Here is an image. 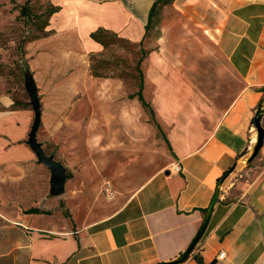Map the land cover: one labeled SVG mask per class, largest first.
I'll list each match as a JSON object with an SVG mask.
<instances>
[{
  "label": "crops",
  "instance_id": "crops-1",
  "mask_svg": "<svg viewBox=\"0 0 264 264\" xmlns=\"http://www.w3.org/2000/svg\"><path fill=\"white\" fill-rule=\"evenodd\" d=\"M51 1L59 9L48 34L28 41L25 56L41 103L37 138L69 174L66 213L27 211L40 207L36 166L47 180L49 172L20 143L30 110L0 112V264L171 260L196 235L223 172L251 145L264 100V0L162 8L175 14L145 57L143 95L167 140L131 96L137 86L90 71V54L103 51L90 33L104 27L139 42L154 0ZM246 173L221 190L203 236L177 264H199L195 254L205 264H264V142ZM105 182L114 186L108 197Z\"/></svg>",
  "mask_w": 264,
  "mask_h": 264
},
{
  "label": "rangeland",
  "instance_id": "rangeland-1",
  "mask_svg": "<svg viewBox=\"0 0 264 264\" xmlns=\"http://www.w3.org/2000/svg\"><path fill=\"white\" fill-rule=\"evenodd\" d=\"M50 4L51 0H0V112L7 114L12 110H30L31 116L28 117L26 123H22L26 128L23 136L24 141L20 143L24 142V144H27L26 139L34 117L30 96L26 90L27 78L30 76L31 70L25 56V45L29 37L43 33L41 25L48 16L47 12ZM23 6H26V14L21 12ZM174 14L173 11H168L164 14L160 12L157 20L158 24L151 29L148 39L143 44L144 47H154L159 24L163 19L170 18ZM141 56L142 51L138 43L117 41L109 44L102 52L101 57L108 61L105 71L112 75L121 76L128 84L136 86L139 80L136 64ZM145 57V55L142 56L140 61V68L143 72L145 71ZM14 100L28 102V105L26 107L15 106L13 105ZM43 147L48 154H53L59 160L52 145L43 143ZM32 154L31 160L39 164L35 153ZM245 156H247V153L241 155L233 164L231 170H228L221 178V190L227 186H233L235 180H243L248 176L246 171L253 166L256 157L250 163L239 167L241 160ZM46 170L49 172L48 180L43 177L39 167L36 166L34 170L36 178L35 202L42 210L66 213V201L63 198L68 185H66L65 191L61 195H50V170L47 167ZM229 178L231 180L225 184ZM112 185L105 182L102 186L103 193L107 197L113 194V188H109L110 186L114 187ZM18 202L21 206L25 203L24 200Z\"/></svg>",
  "mask_w": 264,
  "mask_h": 264
},
{
  "label": "water",
  "instance_id": "water-1",
  "mask_svg": "<svg viewBox=\"0 0 264 264\" xmlns=\"http://www.w3.org/2000/svg\"><path fill=\"white\" fill-rule=\"evenodd\" d=\"M26 90L30 96V103L34 110L33 122L30 131L28 132V138L26 139V143L35 153L37 161L39 163L44 164L50 170L51 173L50 181H49L50 195L58 196L65 191V184L69 174L67 172V168L65 167V165L60 160H57L53 154H48L43 147V142L39 141L37 138V132L41 122V103L37 92V87L31 73L30 76L27 78ZM263 116H264V101L257 107L254 113L253 123H254V128L256 129V140L254 143H251L248 149L245 164L250 163L256 157L260 148L263 145L264 142V126L262 124ZM229 170H231V168ZM166 173H168V171ZM220 193H221V188L219 186L215 190V193L206 210L204 219L196 235L194 236L190 244L187 246V248L183 250L178 256H176L171 260L161 261L153 264H177L179 262L186 260L191 255L196 244L203 236L208 226L214 205L218 197L220 196ZM215 262L216 260L211 262V264H214Z\"/></svg>",
  "mask_w": 264,
  "mask_h": 264
},
{
  "label": "trees",
  "instance_id": "trees-1",
  "mask_svg": "<svg viewBox=\"0 0 264 264\" xmlns=\"http://www.w3.org/2000/svg\"><path fill=\"white\" fill-rule=\"evenodd\" d=\"M172 1L173 0H154L153 4H152V6H151V8L149 10L148 20H147V23L145 25V33H144L143 39L140 40L139 42H135V43H138L140 45L141 51H142V56H144V55L146 56L147 53H149V51L152 49V47H149V48L144 47V45H143L144 42H145L144 40L148 39V36L150 35L151 29L153 27H155L156 24H158L157 20H158V18L160 16V12H161L162 8L165 5L171 3ZM25 7L26 6H23L22 11H21L24 14L27 13L25 11ZM58 9H59V6L55 5L51 1V4H50L48 12H47L48 16L43 20L42 25H41L43 33L41 35H38V36L29 37L27 39V42L28 41H32V40L37 39V38H40V37H43V36L48 34V30L46 28H47V26L49 24V19L51 18V16L56 11H58ZM90 36L103 45V51L107 48V46L109 44H112V43L117 42V41L134 42V41H131V40L125 38V37L120 36L118 33L114 32V31H111V30H109L107 28H104V27H99V28L95 29L94 31H92L90 33ZM103 51L98 52V53H91L90 54V71H91V74L93 76H115V77L122 78L121 76L112 75V74H109L107 71H105V66L108 63V61H105L104 58L101 57ZM142 56L138 60V62L136 64L137 65V69H138V73H139V80H138L137 85H136L137 86V91L135 93L131 94V96L136 95L138 97V99L140 100L142 106L144 107L145 111L147 112V114L149 116V120L156 127L157 133L159 135H162L165 138V140H167L165 134L163 133L161 125L159 124V122L156 119L155 111H154L152 105L144 98V95H143L144 72L140 68V61L142 59ZM260 89L262 91H264V86H262ZM13 105L26 107L28 105V102L25 103V102H22V101H19V100H14ZM252 122H254V119H252ZM228 170L229 169H226L223 172L222 176H224L228 172ZM27 211L28 212H49V211H46V210H42V209H40L38 207H31ZM203 211H206V209H203ZM194 257H195V259L197 260V262L199 264H205L203 259H202V257L200 255L195 254Z\"/></svg>",
  "mask_w": 264,
  "mask_h": 264
},
{
  "label": "built area",
  "instance_id": "built-area-1",
  "mask_svg": "<svg viewBox=\"0 0 264 264\" xmlns=\"http://www.w3.org/2000/svg\"><path fill=\"white\" fill-rule=\"evenodd\" d=\"M180 170H181V165H180L179 162H175V163L171 166V168H170V171H174V172H178V171H180ZM223 256H224V251H221L220 254H219V256H218V258L220 259V258H222Z\"/></svg>",
  "mask_w": 264,
  "mask_h": 264
},
{
  "label": "bare ground",
  "instance_id": "bare-ground-1",
  "mask_svg": "<svg viewBox=\"0 0 264 264\" xmlns=\"http://www.w3.org/2000/svg\"><path fill=\"white\" fill-rule=\"evenodd\" d=\"M255 140H256V129L253 132V136H252V141L251 142L254 143ZM245 163H246V156L241 160L239 167L242 166V165L244 166ZM229 180H230V178L227 179V181L225 182V184H227L229 182Z\"/></svg>",
  "mask_w": 264,
  "mask_h": 264
}]
</instances>
